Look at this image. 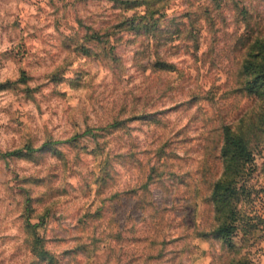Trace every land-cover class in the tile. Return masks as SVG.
Returning <instances> with one entry per match:
<instances>
[{
    "label": "rangeland",
    "instance_id": "rangeland-1",
    "mask_svg": "<svg viewBox=\"0 0 264 264\" xmlns=\"http://www.w3.org/2000/svg\"><path fill=\"white\" fill-rule=\"evenodd\" d=\"M263 82L264 0H0V264H264Z\"/></svg>",
    "mask_w": 264,
    "mask_h": 264
},
{
    "label": "trees",
    "instance_id": "trees-1",
    "mask_svg": "<svg viewBox=\"0 0 264 264\" xmlns=\"http://www.w3.org/2000/svg\"><path fill=\"white\" fill-rule=\"evenodd\" d=\"M255 65L249 57H245L242 61L241 67L242 70H250L251 72H255L256 70L251 66ZM259 72H262V69H258ZM259 89L264 90V82L259 85ZM264 96V91H263ZM261 110H264V97L260 99ZM248 132H235L234 128L231 125L224 124L222 126V137L223 143L221 145V152L223 155H229L230 159L233 161L234 169L232 167V176L238 174L239 167L243 165L242 163L248 161L251 157V150L248 147ZM231 188V181L228 179H218L215 181L212 195L218 197H226L225 191H221L222 189ZM229 199V198H227ZM229 201H227L228 204ZM230 210L227 214V217H232L235 215V208L233 203L230 205ZM234 220V219H233ZM219 233L223 238L228 239L232 234V227L230 223H222L219 226H216L212 229V232Z\"/></svg>",
    "mask_w": 264,
    "mask_h": 264
}]
</instances>
